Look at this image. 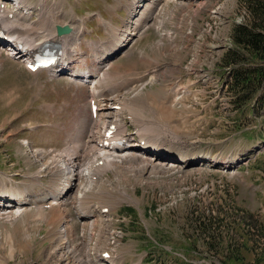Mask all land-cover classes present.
<instances>
[{
	"label": "rangeland",
	"instance_id": "rangeland-1",
	"mask_svg": "<svg viewBox=\"0 0 264 264\" xmlns=\"http://www.w3.org/2000/svg\"><path fill=\"white\" fill-rule=\"evenodd\" d=\"M0 2L7 9L12 7L8 0ZM38 2L25 1L30 9ZM132 2L46 0L45 16L48 13L56 17L52 21H58L54 31L63 26L74 29L68 71L93 77L103 67L107 69L101 75L105 76L104 87L114 89L113 94L126 95L124 136L136 143L146 131L145 121L151 123L158 130L150 146L165 143L164 152L176 155L164 170H170L181 154H205L220 164L228 162L230 167L203 165L198 170L193 164L181 170L175 168L172 174L145 175L141 181L146 185H135V176L129 175L122 178L125 180L121 185L133 200L114 203L116 193L111 198L93 195L85 205L99 203L107 211L91 218L81 217L74 204L62 201L63 197L58 200L61 206L55 208L60 214L66 211L61 218L67 219L64 223L72 231L65 225L62 239L56 238L58 231L54 236L49 232L44 216L41 220L29 216L27 224L24 219L2 220L0 264H98L89 256L86 244L95 239L98 246L104 247L108 237L117 240L111 252L116 264H220L229 254L222 241L234 235L237 223L248 214L264 219V89L258 93L262 98L253 109L234 107L224 82L229 69L220 66L232 25L244 20L241 0H189L180 6L171 2L160 13L156 11V17L150 15L154 8L142 9L144 1L131 14ZM28 14L27 23L37 20L33 10ZM137 15L141 16L143 30H138L137 36L133 35L114 57L99 64L103 50L113 49L117 34L124 32L132 16ZM201 21L208 22V35ZM91 43L102 45V52ZM3 50L0 48V190L24 191L30 186L25 183L41 171V183L29 187L25 207L50 206L52 201L37 198L40 193L55 194L59 186L54 184L60 178L51 166H44L53 155L59 156L72 145L82 130L91 127L87 87L80 78L54 76L49 71L28 74ZM158 135L166 140H158ZM173 137L179 139L181 147L169 143ZM116 175L108 172L104 177L112 181ZM67 192L71 196L69 189ZM213 218L218 228L209 229L211 236L204 235L201 228L211 227ZM90 221L96 222L88 228L86 222ZM69 233L70 238L66 236Z\"/></svg>",
	"mask_w": 264,
	"mask_h": 264
},
{
	"label": "bare ground",
	"instance_id": "bare-ground-1",
	"mask_svg": "<svg viewBox=\"0 0 264 264\" xmlns=\"http://www.w3.org/2000/svg\"><path fill=\"white\" fill-rule=\"evenodd\" d=\"M25 1L26 0H9V2H11L12 4L11 8L9 9H5V7L0 8V11H1L0 15L3 17L2 23L4 24L6 31H7V39L8 41L12 40V45H7L8 48L5 51L7 52L6 55L10 58H13L14 60L16 59L18 61L19 59H21L22 62H24L25 60L24 57L20 56L16 52L17 50L14 48L15 46H19V44H22V41L26 42L25 46L27 49L23 50L19 48L18 50L24 53L27 59H30V57L32 56V53L35 52L34 51L35 48L40 47L46 41L60 40L61 50L63 48L64 51H62L63 56L61 58L60 65L57 69L58 70L60 69V71L69 69L70 53L72 52L71 46L73 44V41H72L73 39L71 38L74 34V31L71 29L70 31L72 33L70 35L59 37L58 29L61 27H57L56 31H54V29L56 28L58 24V21L56 20L55 22L51 20L56 17L53 18L50 15H47L48 13H46V16L44 14V11L48 9L46 0H39V2L34 5L33 9H30L28 7V4L25 3ZM146 1L147 3L155 2V1L157 2L158 8L157 9L155 8L156 10H154L150 14L153 16L156 14V11L157 13L159 11L161 12L162 8L164 9L167 6V4L171 2L174 4H178V5H184L189 0H146ZM140 4H141V0H133V2L131 3V6L133 8V10H130L131 13H135L136 9L140 7L139 6ZM148 6L149 5H147L145 9L148 8ZM8 10L10 11L8 12ZM31 10H33L36 13L37 20L33 23H27V19L29 17L28 12H30ZM9 15H11L12 17L9 18ZM137 16L136 18H133L130 24H128L129 26H127L124 32H122L121 34L116 33L119 36L118 42L116 44L112 43L113 49L111 51H107L106 52L107 54L104 58L103 57L98 58L97 62L99 64L103 63L106 59H108V56H110L116 49L123 46L129 40H132L133 35L137 36L136 34L138 30H140L141 28L143 30L144 27L140 26V23H139L141 16L139 15ZM156 16L157 15H155V17ZM154 19L156 20V18ZM158 45H161V47L164 46L163 43H159ZM2 60L3 59H1L0 57V62ZM76 74L77 73L75 71H72L70 74L72 76L71 78L76 76ZM89 77L90 76L87 74L85 76L82 75V79L80 80L81 83L91 84L92 81L89 80ZM104 77H105L104 75L102 78L100 76L98 81L97 80L95 81L94 87L97 90L98 94H96L95 91L92 90V88L90 87L92 98L100 97L102 92L103 91L105 92V90H107L103 98L99 99L100 106L98 108V116L96 120L93 122L91 121V127L89 129L87 127V129L82 130L80 132L78 137H75L72 145L67 146L63 150V152H60L59 156L53 155L50 161L48 162V164L44 166V169H47L48 167L51 166L50 168H53L57 177L60 178L59 182L54 184V186L55 185L57 186L58 184L59 187H57V191H55V194L52 195L53 196L52 203L51 204L50 202L48 203L50 204V206L49 205L41 206V207L34 206L33 208L36 209V211L32 212V209H33L31 208L32 206L29 207L30 211L24 208V205H27L28 200L26 199L25 196H23V192L20 193L18 197V194H19L18 192H21L19 189L16 188L18 192H14L13 188L7 189V190H0V222L2 220H7V221L11 220L12 222H18V220L22 221L24 219L26 220L25 224H27L29 221L28 219H30V217L33 219L36 218V219L41 220V217L44 216V218L46 219V226L50 229L49 232L53 234L54 236V234L55 235L57 234L56 231H58V234H57L58 236L56 238L62 239L64 238L65 228L62 226L60 227L59 225L63 224L64 222H67L66 221L67 219L62 220L61 218L62 216H65V214L67 213L64 210L65 213L60 214V212L57 211L56 209L57 207L55 208V206L56 205L61 206V203L58 202V200L62 199L63 197H64V200L62 201L66 202L68 200L70 204H74V209L76 212H79L80 216L91 217L94 215L96 217L98 215L97 213H100L104 210V207H101L99 203H92L91 207L95 209H91V207L85 205V202L88 201L89 197L93 195H99L102 197L106 196V197L111 198L115 196V193H116L117 198L116 199L113 198L114 201H116L114 203H118V202H122L126 200H129V201L133 200V198L129 195L128 191L123 190L122 185H121L122 182L129 175L131 177L135 176L134 178L135 185H143V184L146 185L147 184L146 182L141 181V178L144 177L145 175H148V174L161 175L163 172H170L172 174V171H174L175 168L176 169L178 168V170H181V167H183L182 169H184L185 167H190L193 164L197 165L196 169L198 170L200 169V166H203V165H205L206 167L209 165V168L210 167L220 168L223 166V169H224L225 167H230V164H228V162H222L220 164L218 161H215V158H209L205 154L196 155L193 157H190L185 154H181L180 157L178 156L176 160L174 161L175 163L173 164L174 168L170 166V170L169 168L164 170V168L168 165L169 160H171L173 156L169 154H166V155L164 154V151H165L164 146L166 147L165 143H163L164 145L158 144L155 146L153 145L152 147L150 146V143H149L150 140L156 139V134L154 131H157L158 129L151 127L150 126L151 123L145 121L143 125V127L146 128L145 133L144 132L142 133V137L139 136L136 143L130 142V140H128V138L124 136V133L126 132L125 115H124V102L126 101V95L125 93L121 95H119L118 93L116 94L110 93L109 91H114V89H107L108 87H104L105 85V83L103 82L105 81ZM117 84L119 83L117 82ZM99 88H101L102 90H99ZM140 92L141 91L135 92L136 94L135 96L137 97V94ZM127 101H129V99ZM142 121L144 120L142 119ZM110 130H114L112 137H110L107 134L108 131ZM141 130L143 131V128H141ZM121 136L123 139H126V142L129 144V148L125 150L124 152L115 153L113 151H110L109 149H106L105 146H103V144L106 141L110 142L111 140H116V139L121 138ZM84 138L86 139L83 141ZM157 139L160 141L166 140L165 136L163 137V135H158ZM169 143L174 144L178 148L181 147V142L179 143V139L177 138L170 139ZM170 148L173 149L172 146H170ZM138 150L140 152H138ZM153 151H156L158 154L152 153ZM170 152H173V151H170ZM148 153L150 154L149 158L146 157ZM40 155L42 154L40 153ZM167 155L171 157H167ZM40 172L41 171H38L33 176H31L30 180L26 182L25 184H29L31 187L40 184L41 183L40 182V179H41ZM108 172H113L115 175L117 174L114 180L111 181L109 178L104 177V175ZM120 172L122 173V176L118 175V173ZM178 173L179 171H177V174ZM122 178H125V179L122 180ZM109 186L114 187V188H109ZM131 186H134V185H131ZM131 186L129 188H131ZM134 188L135 186L132 187L131 189H134ZM68 189H69V193H72L71 196L67 192ZM51 192L50 194H52ZM42 196L44 197V195ZM10 208H13V209H10ZM45 208H48V209L51 208V209L49 211H45L44 210ZM98 209H100V211H98ZM35 213H38V214L35 215ZM83 221L85 222V220ZM95 222L96 221L94 222L90 221L88 223L86 222L87 223L86 226L88 228H91L95 224ZM10 224L12 223L10 222ZM56 225H58L61 229L59 228V230H56L55 228ZM67 228L71 233L72 228L70 226L69 227L67 226ZM70 233L66 235L69 238H70ZM96 260H98V258Z\"/></svg>",
	"mask_w": 264,
	"mask_h": 264
},
{
	"label": "trees",
	"instance_id": "trees-1",
	"mask_svg": "<svg viewBox=\"0 0 264 264\" xmlns=\"http://www.w3.org/2000/svg\"><path fill=\"white\" fill-rule=\"evenodd\" d=\"M240 8L245 14L244 22L232 26L233 47L222 55L220 66L229 69L224 82L234 107L253 109L262 98L258 93L264 89V0H241ZM215 221L213 218L211 227L201 228L204 235L211 236L209 229L218 228L214 227ZM262 224L264 219L254 218L253 214L243 217L234 235L222 241L229 254L220 264H264Z\"/></svg>",
	"mask_w": 264,
	"mask_h": 264
},
{
	"label": "water",
	"instance_id": "water-1",
	"mask_svg": "<svg viewBox=\"0 0 264 264\" xmlns=\"http://www.w3.org/2000/svg\"><path fill=\"white\" fill-rule=\"evenodd\" d=\"M69 32H70V29L68 27H64V28H59L58 29V34L59 35L66 34V33H69Z\"/></svg>",
	"mask_w": 264,
	"mask_h": 264
}]
</instances>
